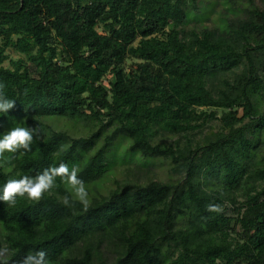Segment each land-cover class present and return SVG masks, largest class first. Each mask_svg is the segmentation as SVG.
I'll return each mask as SVG.
<instances>
[{
	"label": "trees",
	"instance_id": "obj_1",
	"mask_svg": "<svg viewBox=\"0 0 264 264\" xmlns=\"http://www.w3.org/2000/svg\"><path fill=\"white\" fill-rule=\"evenodd\" d=\"M197 2L0 0V93L14 100L0 135L40 133L29 150L0 154V187L64 163L88 193L81 202L57 175L39 200L0 201V259L264 264V8L250 1L220 28H187ZM212 121L220 130L197 140ZM121 140L166 162L169 178L141 164L95 191Z\"/></svg>",
	"mask_w": 264,
	"mask_h": 264
},
{
	"label": "rangeland",
	"instance_id": "obj_2",
	"mask_svg": "<svg viewBox=\"0 0 264 264\" xmlns=\"http://www.w3.org/2000/svg\"><path fill=\"white\" fill-rule=\"evenodd\" d=\"M250 1L254 3L257 8H264V0H198V9L196 12L189 10V22L187 28H220L222 22L226 18L229 20L236 19L238 17H244L246 10L250 7ZM229 16V17H227ZM102 29L99 28V32ZM18 55L11 53V58H17ZM130 64V63H129ZM6 65H8L6 63ZM104 80V84L108 86V79ZM262 110L264 111V99L262 100ZM211 111L210 109L207 110ZM218 115H221V111H217ZM241 114V112H240ZM53 126L58 129L67 130L70 134L78 136L81 128L74 127L72 125L64 124L63 122H52ZM220 130V122L212 121L206 125L203 132L196 136L197 140L204 139L205 136L210 135L213 132ZM171 137H166L164 140L169 141ZM120 140V139H119ZM259 149L257 155L261 157L264 154V133L260 134L256 139ZM129 143L125 140H121L117 143V149L113 155L116 154L113 162L115 167L110 172V175L101 184V187L97 188V192H105L111 188H114L118 182L125 179H133L131 174H128V169L135 166L145 165L150 166L158 178L161 180H167L171 175L169 173V165L166 162L161 161H148L142 159L140 156L132 155L127 151ZM112 155V156H113ZM259 159V158H258ZM94 189H90L91 194H95Z\"/></svg>",
	"mask_w": 264,
	"mask_h": 264
},
{
	"label": "clouds",
	"instance_id": "obj_3",
	"mask_svg": "<svg viewBox=\"0 0 264 264\" xmlns=\"http://www.w3.org/2000/svg\"><path fill=\"white\" fill-rule=\"evenodd\" d=\"M14 106V100L8 99L0 93V115H6L8 110ZM38 126L25 127L16 126L6 133L0 135V154L7 151L15 153L18 149L29 150V145L33 140V136H39ZM57 175L66 177L67 181L72 185L75 197L81 202L85 201L88 193L81 180L78 179L76 169L73 167L71 171L67 165L60 163L56 168L45 169L38 175L21 176L19 179H9L0 187V201L7 202L9 206L16 203L17 197H27L29 200H39L54 183ZM62 203L69 205V198H63ZM0 264H8L7 260L0 259ZM18 264H49L47 255L44 250L35 252L29 251Z\"/></svg>",
	"mask_w": 264,
	"mask_h": 264
}]
</instances>
